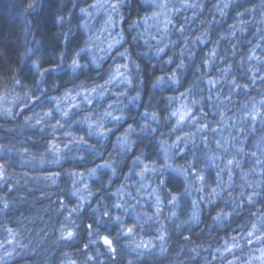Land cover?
Instances as JSON below:
<instances>
[{"label":"clouds","instance_id":"1","mask_svg":"<svg viewBox=\"0 0 264 264\" xmlns=\"http://www.w3.org/2000/svg\"><path fill=\"white\" fill-rule=\"evenodd\" d=\"M0 264H264V0H0Z\"/></svg>","mask_w":264,"mask_h":264}]
</instances>
